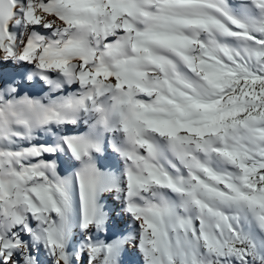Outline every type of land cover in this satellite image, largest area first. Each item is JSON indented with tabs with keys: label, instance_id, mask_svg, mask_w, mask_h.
Segmentation results:
<instances>
[{
	"label": "snow or ice",
	"instance_id": "6c2138e0",
	"mask_svg": "<svg viewBox=\"0 0 264 264\" xmlns=\"http://www.w3.org/2000/svg\"><path fill=\"white\" fill-rule=\"evenodd\" d=\"M0 264H264V0H0Z\"/></svg>",
	"mask_w": 264,
	"mask_h": 264
}]
</instances>
